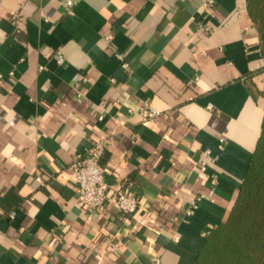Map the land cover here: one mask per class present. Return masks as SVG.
I'll use <instances>...</instances> for the list:
<instances>
[{"label": "crops", "instance_id": "1", "mask_svg": "<svg viewBox=\"0 0 264 264\" xmlns=\"http://www.w3.org/2000/svg\"><path fill=\"white\" fill-rule=\"evenodd\" d=\"M67 1L0 0V264H194L260 134L247 0ZM145 101L160 114L142 120ZM95 139L103 211L69 166ZM120 187L139 197L130 214Z\"/></svg>", "mask_w": 264, "mask_h": 264}, {"label": "trees", "instance_id": "2", "mask_svg": "<svg viewBox=\"0 0 264 264\" xmlns=\"http://www.w3.org/2000/svg\"><path fill=\"white\" fill-rule=\"evenodd\" d=\"M247 10L264 57V0H247ZM194 264H264V114L231 211L206 232Z\"/></svg>", "mask_w": 264, "mask_h": 264}, {"label": "built area", "instance_id": "3", "mask_svg": "<svg viewBox=\"0 0 264 264\" xmlns=\"http://www.w3.org/2000/svg\"><path fill=\"white\" fill-rule=\"evenodd\" d=\"M71 0L67 1L69 6ZM215 0H204L203 5L212 7ZM200 29L209 30L208 25H200ZM58 61L61 63L63 57L59 56ZM114 81V79H113ZM142 120H149L160 114V110L154 107L150 102L145 101L140 107ZM100 118L102 116H99ZM104 141L95 139L84 149L73 157L70 162V168L74 172L76 181V196L83 201L88 208L92 210L103 211L108 206L107 182L105 179V166L101 162L104 153ZM202 169H205V164L202 163ZM213 191V190H212ZM201 196L196 197L191 201L190 205L185 208L181 220H186L187 216L191 215L192 211L198 207V202ZM116 202L118 209L125 214L134 212L138 205V199L135 195L125 187H120L116 192ZM15 212H12L14 215Z\"/></svg>", "mask_w": 264, "mask_h": 264}]
</instances>
